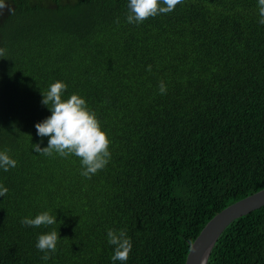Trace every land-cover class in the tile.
<instances>
[{
  "label": "trees",
  "instance_id": "obj_1",
  "mask_svg": "<svg viewBox=\"0 0 264 264\" xmlns=\"http://www.w3.org/2000/svg\"><path fill=\"white\" fill-rule=\"evenodd\" d=\"M0 264H184L205 223L264 188V25L258 0H183L140 24L128 0H0ZM150 66V70H149ZM66 83L107 134L91 178L45 156L41 92ZM166 85L160 94L159 83ZM48 211L57 222L23 226ZM109 228L132 250L111 260ZM58 231L48 261L39 234ZM206 264H264V205L235 218Z\"/></svg>",
  "mask_w": 264,
  "mask_h": 264
},
{
  "label": "clouds",
  "instance_id": "obj_2",
  "mask_svg": "<svg viewBox=\"0 0 264 264\" xmlns=\"http://www.w3.org/2000/svg\"><path fill=\"white\" fill-rule=\"evenodd\" d=\"M183 0H128L126 20L130 24H140L150 17L172 12ZM6 6L5 2L0 7ZM258 23L264 25V0H258ZM0 57H4V49H0ZM150 70V66H149ZM66 83L55 81L41 92V103L48 107L50 115L35 124L37 135L48 137L47 146L41 148L33 144L35 152L45 156L57 153L61 157L75 155L80 158L82 165L81 175L91 178L102 170L110 160V140L102 130L94 111H91L86 100L77 93L70 94L66 99L64 93ZM160 94H166L167 88L163 81L159 83ZM17 161L11 158L7 150L0 151V169L7 172L15 168ZM8 188L0 184V196L8 193ZM57 222L56 217L48 211L38 213L35 217H24L20 223L23 226L40 227L50 226ZM60 239L58 231L52 230L39 234L36 248L43 252L41 260L48 261L51 253L56 252L57 242ZM107 241L114 246L111 260L125 262L132 250L131 239L125 229L107 230Z\"/></svg>",
  "mask_w": 264,
  "mask_h": 264
},
{
  "label": "water",
  "instance_id": "obj_3",
  "mask_svg": "<svg viewBox=\"0 0 264 264\" xmlns=\"http://www.w3.org/2000/svg\"><path fill=\"white\" fill-rule=\"evenodd\" d=\"M264 205V188L243 197L217 212L192 241L184 264H206L223 230L237 217Z\"/></svg>",
  "mask_w": 264,
  "mask_h": 264
},
{
  "label": "rangeland",
  "instance_id": "obj_4",
  "mask_svg": "<svg viewBox=\"0 0 264 264\" xmlns=\"http://www.w3.org/2000/svg\"><path fill=\"white\" fill-rule=\"evenodd\" d=\"M3 7H7V6H3Z\"/></svg>",
  "mask_w": 264,
  "mask_h": 264
},
{
  "label": "flooded vegetation",
  "instance_id": "obj_5",
  "mask_svg": "<svg viewBox=\"0 0 264 264\" xmlns=\"http://www.w3.org/2000/svg\"><path fill=\"white\" fill-rule=\"evenodd\" d=\"M3 8H5V7H3Z\"/></svg>",
  "mask_w": 264,
  "mask_h": 264
}]
</instances>
